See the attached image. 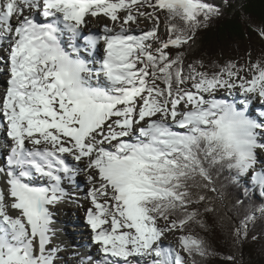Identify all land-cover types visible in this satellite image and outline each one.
Instances as JSON below:
<instances>
[{"label": "snow or ice", "instance_id": "1", "mask_svg": "<svg viewBox=\"0 0 264 264\" xmlns=\"http://www.w3.org/2000/svg\"><path fill=\"white\" fill-rule=\"evenodd\" d=\"M145 7L151 11H141ZM158 13L166 14L163 37ZM219 14L204 0H0L9 76L0 124L10 142L0 166V264H54L61 249L47 247L54 231L49 206L72 202L74 193L63 185L74 187L81 172L91 185L86 224L103 258L96 264H138L134 258L188 264L179 252L160 246L166 233L176 231L191 264L211 255L205 240L184 234L190 224L207 229L199 210L190 209L206 197L194 196L191 188L213 185L216 191L212 170L219 165L235 169L236 181L251 173L264 194V173L254 168L255 150L264 149L258 139L264 120L215 96L239 88L243 96L264 101V67L255 66L258 74L249 79L232 63L211 74L183 64L181 49L201 18ZM87 16L112 26L85 36L78 47ZM141 18L152 27L132 34L131 25ZM65 33L70 50L62 45ZM101 42L102 59L82 58ZM101 77L106 86L96 82ZM37 179L46 185L34 186ZM251 219L236 226L237 238L246 235Z\"/></svg>", "mask_w": 264, "mask_h": 264}, {"label": "trees", "instance_id": "2", "mask_svg": "<svg viewBox=\"0 0 264 264\" xmlns=\"http://www.w3.org/2000/svg\"><path fill=\"white\" fill-rule=\"evenodd\" d=\"M219 9L220 14L207 22L201 18V26L195 30L188 46L181 49L184 53L183 64L187 70L194 64L197 71L213 73L228 63L243 68L246 53H258L255 63L264 67V44L256 49L249 48L258 33L264 30V0H204ZM164 13V20H165ZM167 23V21L165 20ZM172 23L183 27V22L175 19ZM175 51V50H173ZM201 64L203 65L201 67ZM219 165L212 170V179L216 191L203 186L191 188L195 195L202 194L203 203L192 204L190 209H198L199 219L205 221L207 229L197 224L186 227L185 235L200 237L206 241L211 255L201 259L197 264H264V194L252 181L231 178L235 173ZM199 183V181H197ZM205 208L214 211L205 213ZM246 216V235H235L236 226ZM231 257V259H228ZM191 264V259L188 257Z\"/></svg>", "mask_w": 264, "mask_h": 264}, {"label": "bare ground", "instance_id": "3", "mask_svg": "<svg viewBox=\"0 0 264 264\" xmlns=\"http://www.w3.org/2000/svg\"><path fill=\"white\" fill-rule=\"evenodd\" d=\"M141 11H151V9L145 7V8H142ZM25 14H28V13L26 12ZM120 15L122 16L123 13H120ZM11 23L13 25H16L17 20L15 18H12ZM161 23L163 25H165L166 22H165L164 18L161 21ZM104 25H108L110 27L112 26L111 22L109 20L103 18V17H100L97 20V19H93L91 16H87L86 17V23L81 26L80 38H82L84 41V37L86 34L87 35H89V34L98 35L99 33H101V29ZM151 27H152L151 22L141 18L139 20L138 24H132L131 25V28L133 30L132 34H141V32L143 30H146V29L151 28ZM159 34L161 35L160 32H159ZM80 38L77 39L76 44L78 47H83V46L79 45ZM67 39H68V36L66 33L61 36L62 45L65 47L66 50H70V48L68 47L69 43H68V41L66 42ZM7 48H8L7 41L0 43V55L4 56L5 60L7 59V50H6ZM96 50H98V48H96ZM98 53H99V51L97 53L93 54L91 57H88V56H86L85 53L82 52L81 56H82V58H85L86 60L91 62L92 60H98V58H99ZM4 58L2 61H5ZM255 61H256V57L253 56L252 62L248 65L249 70L253 71V73H250V72L249 73H240V75L251 79L253 75L258 74V71L254 70ZM3 73L7 74V76H8V68H7V65L5 63H4V65H2L0 67V75ZM0 78H2V77H0ZM7 78L9 79V76ZM96 82L101 84L102 86H106V83H105L103 77H101L100 80H98ZM6 88H7V86L5 85V87L3 89H0V98H2L3 95L5 94ZM215 96L218 99H225L226 101L235 104L241 110L246 108V115H248L249 118L255 119L257 121L264 120V101H261L258 96L251 97V98L245 97L241 94L239 88L233 89L231 91V93H229V91H226V90H220V91L215 93ZM256 100H258V101H256ZM154 119H159V117H154ZM169 123H170V121H169ZM0 139H2L6 144L10 143L9 141H7V138H6V135L4 134V132L0 133ZM258 139L261 140L262 142H264V137H259ZM27 147L31 148L32 145L28 144ZM258 149H260L264 154V149H261V148H258ZM5 151L8 152V148H2L0 150V164H1V166L4 165V157L7 154V152H5ZM67 162L70 164L76 163L70 157H67ZM259 163H262V165H260L259 169H257V170L255 169V171L264 173V168H262V166H264L263 165L264 164V157H263V160L256 159V163H255L254 168L257 165H259ZM79 166L81 168H83V164H80ZM81 174H82L81 176L83 177V179H85V181H87V179H86L87 173L81 172ZM0 181H4V177L2 174H0ZM46 183H47L46 181L38 180L39 185H37V186H45ZM78 183H82L81 188H83V191H85V193L89 190V188H91V185L88 184V182H86V183L78 182ZM2 188H4L3 185H0V189H2ZM67 189L70 192L73 191L74 194L80 195L79 189H76L75 186L73 187V186L67 185ZM86 194L81 195V197L79 198V201L82 204L80 206V208H81V210L83 209L84 211L90 206V203L86 197ZM6 203L10 204L11 200L10 199L6 200ZM49 210L52 213V219L53 220H56V214H57V217H60V221H57V222L54 221V223L51 225V227L54 231H53V234L51 235V237H52L51 243H49L47 246L48 249H56V248L61 249L60 251H58L55 254L57 256V259H58L57 261L59 262V264H94L93 261H96V262L102 261L103 258H102V255L98 251V246L93 245L91 242V235L92 234H91L89 226L86 224L85 212L82 214V219L80 218L81 212L75 213L74 214L75 217L70 219L68 213H66V208L64 209V203L63 202H61L55 206H49ZM72 210H76V208L72 207ZM9 215L16 216V215H18V213L9 209ZM80 221H81L83 227L82 228L77 227L74 230L73 229L71 230L69 225L71 226L73 224L80 223ZM159 226L160 227L164 226L163 220L159 221ZM72 231H78L80 234L75 235ZM180 235H181L180 232L166 233L165 236L159 241L160 246L162 248L171 247L174 250V253L175 252L180 253V248H179L180 246L178 243V237ZM79 236L82 238H80L79 240H75ZM180 255L183 256V254H181V253H180ZM62 256H64L65 258L63 259ZM60 259H63V260H60ZM134 259L138 262V264H144V262L140 261V258H134Z\"/></svg>", "mask_w": 264, "mask_h": 264}, {"label": "rangeland", "instance_id": "4", "mask_svg": "<svg viewBox=\"0 0 264 264\" xmlns=\"http://www.w3.org/2000/svg\"><path fill=\"white\" fill-rule=\"evenodd\" d=\"M158 15L160 16V27L161 28H159V32L161 33V35H162V37L163 36H165L166 35V28H165V25H163L162 23H161V21L163 20V18H164V13H158ZM38 18L40 19V17L38 16ZM166 24V23H165ZM261 32H259L258 33V35H257V37L255 38V40L252 42V43H250V44H246V45H248L249 46V48H252V49H256V47H258L257 45H254V44H260V43H263L264 44V37H262L261 36V34H260ZM80 38V37H79ZM68 41V39L66 40V42ZM254 43V44H253ZM84 44V41H83V39L82 38H80V42H79V45H81V46H84L83 45ZM69 47V46H68ZM258 55V53H252L251 51H248L247 53H246V60H245V63H244V65H243V68H240V69H242V71L240 72V73H253V71H250L249 70V67H248V65L252 62V59H253V56H257ZM3 58H4V56H2V55H0V67L2 66V65H4V61H2L3 60ZM4 60H5V58H4ZM256 63H257V61H256ZM254 64V66H257V64ZM259 66V65H258ZM254 70H257V68L255 67L254 68ZM0 77H2V78H0V89H3L4 87H5V85L7 86V81H8V76H7V74H5V73H3V74H1L0 75ZM95 79V78H94ZM255 101V100H254ZM256 101H258V100H256ZM1 132H4V126L2 125V124H0V133ZM5 142L2 140V139H0V150L2 149V148H7V147H5ZM5 152H7V151H5ZM255 156H256V159H260V160H263V157H264V154H263V152L260 150V149H256L255 150ZM71 158V157H70ZM260 165H262V163H259V165H257L256 167H255V169L257 170V169H259L260 168ZM264 165V164H263ZM262 168H264V166H262ZM82 174L81 173H79L77 176H76V184H75V188L76 189H79V192H80V195H77V194H74V197H73V199H72V202H69V200L68 199H65L64 201H63V203H64V209L66 208V213H68V215H69V218L70 219H72V218H74L75 216H74V214L75 213H80L81 212V215H80V218L82 219V214L85 212L83 209L81 210V208H80V206L82 205L81 204V202L79 201V198L81 197V195H85L86 193H85V191H83V188H81L82 187V183H78V182H84V183H86L87 181H85V179H83V177L81 176ZM250 175H251V173H249V177H250ZM81 176V177H80ZM249 177H245L244 179L245 180H247V181H251L250 180V178ZM78 179V180H77ZM33 183V185L34 186H37V185H39L38 184V180H34V182H32ZM0 185H3V187L5 186L4 185V181H0ZM67 185L68 184H64L63 186L65 187V188H67ZM72 193H73V191H72ZM72 207H74V208H76V210H72ZM79 217V216H78ZM53 221H55V222H57V221H60V217H57V214H56V220H53ZM69 227L71 228V230L73 229H75V228H77V227H80V228H82L83 226H82V223H81V221H80V223H77V224H73V225H69ZM70 230V231H71ZM75 235H78V234H80L78 231H72ZM176 232H179V231H176ZM80 238H82V237H77L75 240H79ZM180 246V245H179ZM180 248V247H179ZM180 253L181 254H183V258L185 259V260H187V261H189V259H188V256L181 250V248H180ZM62 258L64 259L65 257L64 256H62ZM63 259H60V260H63ZM58 259H57V256L55 255V260H54V264H59V262L57 261ZM188 264H190V262H188Z\"/></svg>", "mask_w": 264, "mask_h": 264}]
</instances>
